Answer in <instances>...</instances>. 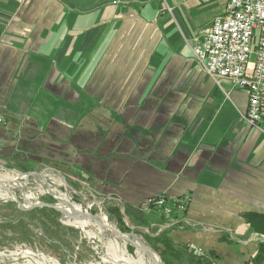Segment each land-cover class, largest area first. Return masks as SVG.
<instances>
[{
    "label": "crops",
    "instance_id": "1",
    "mask_svg": "<svg viewBox=\"0 0 264 264\" xmlns=\"http://www.w3.org/2000/svg\"><path fill=\"white\" fill-rule=\"evenodd\" d=\"M226 3L0 0V162L139 213L169 264L263 260L264 133L186 43ZM161 194L190 196L178 222L145 205Z\"/></svg>",
    "mask_w": 264,
    "mask_h": 264
},
{
    "label": "rangeland",
    "instance_id": "2",
    "mask_svg": "<svg viewBox=\"0 0 264 264\" xmlns=\"http://www.w3.org/2000/svg\"><path fill=\"white\" fill-rule=\"evenodd\" d=\"M0 118H2L0 123H3V117ZM14 166L8 161L0 162V178L10 179L17 176L19 179V182L8 184L9 190L16 197L12 196L9 190L0 191L2 256L18 258L21 262L30 261L33 264H40L36 258L38 255H43L47 264H114L115 257L128 256L140 260L142 253L138 252L130 242L124 239L117 240L111 231H102L91 222L88 226L76 224L59 210L54 209L58 214L49 213L52 216L44 219L51 225V230H58V236L47 232L42 221H32L30 212L36 208H43L38 206L32 209V205L46 203L64 209L65 204H62L61 197H66L71 203L81 206L84 212L99 218L96 220L103 218L109 226H113L137 243L152 248L162 264L172 262L170 254L161 252L162 247L155 236L156 231L150 227L146 228L139 213L130 214L118 210V216L112 214L104 203L94 201L78 183L60 172L47 171L48 174L44 178L36 174L31 175V173H40L41 168L37 171L30 168L18 170ZM84 173L82 171L81 175ZM188 197L190 200V196ZM54 224H58V227ZM261 236L264 242V234L261 233ZM124 249L126 253H123ZM146 257V255L142 257L143 264H150ZM209 257L210 254L205 252V256L198 258ZM263 262L264 259L250 264Z\"/></svg>",
    "mask_w": 264,
    "mask_h": 264
},
{
    "label": "built area",
    "instance_id": "3",
    "mask_svg": "<svg viewBox=\"0 0 264 264\" xmlns=\"http://www.w3.org/2000/svg\"><path fill=\"white\" fill-rule=\"evenodd\" d=\"M186 43L199 66L220 88L229 82L247 92L242 118L264 133V0H227L224 14ZM145 205L161 210L167 223L178 222L186 213L189 197L161 194L148 198ZM191 249L198 257L205 256L202 248L194 245ZM0 264L33 263L0 253Z\"/></svg>",
    "mask_w": 264,
    "mask_h": 264
},
{
    "label": "bare ground",
    "instance_id": "4",
    "mask_svg": "<svg viewBox=\"0 0 264 264\" xmlns=\"http://www.w3.org/2000/svg\"><path fill=\"white\" fill-rule=\"evenodd\" d=\"M43 177H44V175H43ZM12 182H19L18 177L15 176L14 178H10V179L0 178V191L4 192V190H9L10 187H9L8 184L12 183ZM61 201H62V204H65V206L63 207L64 208L63 210L66 211L67 214H69V215H72V214L75 215V214H80V213L83 214V218L81 220H78V223L76 222L77 220H71L72 222L74 221V223L80 224L81 226H88L89 223L91 222V223H93L96 226V228L101 229L102 231L109 230V225L104 221L103 218L100 219V220H96V219H99V218L95 217V220H93V219L90 220L91 218L89 217V213L84 212V210H82L81 206L71 203L70 200L67 199L66 197H61ZM109 231L112 232L113 236L117 240L118 239H124L125 240V238H123L117 232L116 229L115 230H109ZM136 244H137L138 252L142 253L140 260H135L134 257L131 258L129 256L126 257V258L115 257L114 264H143L144 262H143V258L142 257L144 255H146V254H145V252L143 250H141L142 244H139L137 242H136ZM123 253H126L125 249H124ZM146 256L148 257V255H146ZM155 256H156V258L159 261H161L157 255H155ZM36 258H37L38 263L47 264L46 260H45V257L43 255H38V257H36ZM111 261H113V260H111ZM148 261H149L150 264H153L152 259L150 257H148Z\"/></svg>",
    "mask_w": 264,
    "mask_h": 264
},
{
    "label": "water",
    "instance_id": "5",
    "mask_svg": "<svg viewBox=\"0 0 264 264\" xmlns=\"http://www.w3.org/2000/svg\"><path fill=\"white\" fill-rule=\"evenodd\" d=\"M29 174H27L28 176ZM9 192L12 194V196L16 197V195L11 191L9 190ZM38 206H43V207H48V208H53V209H56V210H59L61 211L62 213H64L68 218H70L71 220H81L83 218V214L80 213V214H75V215H69L67 214L61 207H57V206H54L52 204H46V203H43L41 205H32V209L35 208V207H38ZM89 217L91 218L90 220H95V217L89 213ZM109 230H115L114 227L112 226H109ZM117 230V229H116ZM117 232L123 237L125 238L126 241L130 242L131 245H133L135 248H137V244L136 242L131 239L130 237H128L127 235H125L124 233L120 232L119 230H117ZM141 250H143L145 252L146 255H148V257H150L152 259V262L153 264H162L161 261H159L157 258H156V252L152 249V248H149V247H146L144 245H142V248Z\"/></svg>",
    "mask_w": 264,
    "mask_h": 264
},
{
    "label": "trees",
    "instance_id": "6",
    "mask_svg": "<svg viewBox=\"0 0 264 264\" xmlns=\"http://www.w3.org/2000/svg\"><path fill=\"white\" fill-rule=\"evenodd\" d=\"M49 213L52 214H58V212L54 209L43 207L41 209L36 208L30 212V216L32 215V221L39 220L42 221V224L44 225V228L47 232L53 235L58 236V230H51V225L44 220L46 218H50L52 215H49ZM45 221V222H44ZM58 227V224H54Z\"/></svg>",
    "mask_w": 264,
    "mask_h": 264
}]
</instances>
